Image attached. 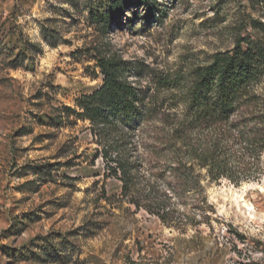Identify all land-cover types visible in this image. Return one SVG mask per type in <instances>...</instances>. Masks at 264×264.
<instances>
[{
	"label": "rangeland",
	"instance_id": "rangeland-1",
	"mask_svg": "<svg viewBox=\"0 0 264 264\" xmlns=\"http://www.w3.org/2000/svg\"><path fill=\"white\" fill-rule=\"evenodd\" d=\"M244 36L264 38V0H0V264H264V152L212 179L184 137L192 68ZM105 56L141 119L82 114ZM247 183L253 213L229 196Z\"/></svg>",
	"mask_w": 264,
	"mask_h": 264
},
{
	"label": "trees",
	"instance_id": "trees-1",
	"mask_svg": "<svg viewBox=\"0 0 264 264\" xmlns=\"http://www.w3.org/2000/svg\"><path fill=\"white\" fill-rule=\"evenodd\" d=\"M116 6L121 12L120 1ZM99 65L104 85L80 98L82 114L102 124L141 119L146 114L143 97L127 79V62L105 56ZM263 78L264 38L244 36L233 48L217 51L208 63L193 67L189 82L182 85L191 112L186 130L208 131L206 141L197 144L190 143L192 135L185 130V144L212 179L250 178L264 152V96L256 91Z\"/></svg>",
	"mask_w": 264,
	"mask_h": 264
},
{
	"label": "bare ground",
	"instance_id": "bare-ground-1",
	"mask_svg": "<svg viewBox=\"0 0 264 264\" xmlns=\"http://www.w3.org/2000/svg\"><path fill=\"white\" fill-rule=\"evenodd\" d=\"M250 186H253V185L250 183H247L243 186L241 191L232 190L231 193H229V196L230 198L234 199L236 203H239L241 207H244L246 208L247 211H249L250 213H253V205L249 203L244 196V192Z\"/></svg>",
	"mask_w": 264,
	"mask_h": 264
}]
</instances>
